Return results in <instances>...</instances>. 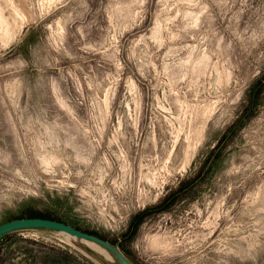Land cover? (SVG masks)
<instances>
[{
	"label": "rangeland",
	"instance_id": "rangeland-1",
	"mask_svg": "<svg viewBox=\"0 0 264 264\" xmlns=\"http://www.w3.org/2000/svg\"><path fill=\"white\" fill-rule=\"evenodd\" d=\"M0 14V224L52 217L133 264H264V0ZM92 251L25 230L0 264H103Z\"/></svg>",
	"mask_w": 264,
	"mask_h": 264
},
{
	"label": "water",
	"instance_id": "water-1",
	"mask_svg": "<svg viewBox=\"0 0 264 264\" xmlns=\"http://www.w3.org/2000/svg\"><path fill=\"white\" fill-rule=\"evenodd\" d=\"M25 230H52L57 232H63L68 235L74 236L77 239H82L84 241L93 243L101 247L106 252L112 254L116 261L119 262V264H133L129 260V258L116 245L112 244L111 242L97 235L82 231L65 222L49 218L23 217L4 222L0 224V240L3 239V237H5L7 234ZM84 247H86V249L92 254L94 253L92 251V248L88 246ZM98 258L103 264H111L100 256Z\"/></svg>",
	"mask_w": 264,
	"mask_h": 264
},
{
	"label": "bare ground",
	"instance_id": "bare-ground-1",
	"mask_svg": "<svg viewBox=\"0 0 264 264\" xmlns=\"http://www.w3.org/2000/svg\"><path fill=\"white\" fill-rule=\"evenodd\" d=\"M5 20L6 19H5L4 15L3 14H0V24H4L5 23ZM61 233H63V232H61ZM63 234H66V233H63ZM66 235H67L68 238H71V239H73V241H76V243H78L79 245L88 246V247L92 248L99 255H102L101 257H103L106 261L110 262L111 264H119V262L116 261V259L114 258V256L112 254L106 252L101 247H99V246H97V245H95L93 243L84 241L82 239H77L74 236H71V235H68V234H66Z\"/></svg>",
	"mask_w": 264,
	"mask_h": 264
},
{
	"label": "trees",
	"instance_id": "trees-1",
	"mask_svg": "<svg viewBox=\"0 0 264 264\" xmlns=\"http://www.w3.org/2000/svg\"><path fill=\"white\" fill-rule=\"evenodd\" d=\"M43 218L54 219V218H52V217H43ZM55 220H56V219H55ZM13 233H14V232H13ZM10 234H12V233H10ZM10 234H7L5 237H7V236L10 235ZM5 237H3V239H4ZM3 239H1L0 242H1Z\"/></svg>",
	"mask_w": 264,
	"mask_h": 264
}]
</instances>
